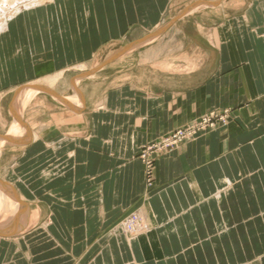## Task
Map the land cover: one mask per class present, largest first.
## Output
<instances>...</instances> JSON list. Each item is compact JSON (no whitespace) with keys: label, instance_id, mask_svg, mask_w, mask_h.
Segmentation results:
<instances>
[{"label":"crops","instance_id":"crops-1","mask_svg":"<svg viewBox=\"0 0 264 264\" xmlns=\"http://www.w3.org/2000/svg\"><path fill=\"white\" fill-rule=\"evenodd\" d=\"M22 9L0 27V88L18 82L0 133L14 141L3 140L0 156L7 147L18 153L14 164L33 159L41 170L33 201L0 175V245L49 215L51 247L65 249L51 257L56 264H255L251 233L264 231V0H48ZM110 64L113 85L87 96L81 81ZM69 70L78 72L63 94L55 87ZM28 86L26 95L45 93L61 108L46 128L24 120L17 100ZM224 110L225 121L158 156L148 187L141 147ZM13 112L28 130L11 134ZM133 211L139 234L112 232Z\"/></svg>","mask_w":264,"mask_h":264},{"label":"rangeland","instance_id":"rangeland-1","mask_svg":"<svg viewBox=\"0 0 264 264\" xmlns=\"http://www.w3.org/2000/svg\"><path fill=\"white\" fill-rule=\"evenodd\" d=\"M45 1H48V0H40V1L39 0H14V1L9 0V2L8 0H0V13L4 9L6 11L3 10V12L6 13V15H8V16L5 15L2 18L1 22L5 26V21L7 19L14 17L17 13H19L21 11V10L19 11V9L21 8L26 9V8L34 6L35 4H38L39 2L41 3ZM9 13L11 14L13 13V15L9 16ZM1 24L0 26H2ZM115 45L118 46L119 44L116 43ZM109 51H110V48H107L106 50H103L100 53H98V55H96L92 59V61H90V64L87 65V68H90V66L101 61ZM11 54H12L11 56L14 55V53H11ZM78 68L83 69L84 67L81 66ZM77 72H78L77 70H69V71L64 72V74H62L63 78L61 80L60 78L62 76L59 78L60 82L55 87V89L63 94L70 93L71 88L69 86V79ZM114 74H115V65L110 64L108 66H105L99 72H96L93 77H90L84 81H81L80 87L86 91L87 96H90L89 94L91 93L90 89H93V91H96L95 96H98L100 90L103 91L109 85H113L114 83L113 81L115 78ZM106 77L107 79H105ZM15 81L16 80L13 81V79H11L10 81H8L7 86L0 88V133H3V129L6 126L5 124L6 123L8 124L10 122L9 116L7 113L8 112L7 107H8L9 98L11 96V90L15 88V86L18 85V82H15ZM34 91L35 90L33 89L32 93L27 94V95H26L27 91L22 93L19 99L20 101L17 100V103H19V105L23 107L22 114L24 116V120L36 122V123H39V125L43 123L42 127L46 128L47 122L50 120V115L54 114L55 112L60 111L61 108L50 96L46 95L45 93H41V92L34 93ZM98 107H99L98 105L94 107L93 106L89 107L88 109H86V113L89 114L93 110L97 111ZM12 123L10 124L8 128L14 125L16 127L14 126L12 132L11 131H8V132L9 133L11 132L12 134L14 133V131H16V133H18L17 131L19 129L21 130V125L20 126L16 125L18 124L16 122H14L13 124ZM156 139H158V137ZM156 139H154L153 141H150L149 143L141 147L138 153V158L141 160L142 164H143V159H142L143 150H146L147 146L153 143L154 141H156ZM48 142H51L50 139H48ZM1 143L2 142L0 141V144ZM162 153L164 152H160V153L156 152L155 155H153L154 169H155L156 160L158 156ZM16 154L18 153L17 152L9 153L7 147L3 148L2 154L0 156V175L6 180H10L14 187L16 188L22 187V192L26 193L27 194L26 196L33 201L34 195L36 192V187L34 184L35 175L37 172L38 174L40 173L39 171L41 170V167H39L40 165L39 166L36 165L33 159L31 162L28 160L21 161L22 159L19 161V159H17L16 164H14L13 161L11 160L17 157ZM143 167H144V164H143ZM44 169L50 172L51 167H49L48 164H46L43 167V170ZM144 172H145V167H144ZM48 174L49 176H51V172ZM145 178H146V174H145ZM23 182H26V184H24ZM37 187L40 189V185H37ZM39 193H41V190L39 191ZM40 196H43L46 198L45 192L42 193ZM134 213L137 214L138 212L133 211L129 213L128 215H126L116 225H114V227L112 228V232L118 231L129 237L135 236L136 234L135 235L127 234L124 231L123 226H122V223L128 217H131V215ZM48 222H49V215L47 216L45 215L41 221V224H39L37 228H34L29 234H27L26 236L22 238L7 240L5 241L4 246L0 245V263L5 262V264L6 263L8 264H35V262L36 263L39 262L38 264H56V262L53 261L51 257L56 256L58 251H59L58 252L59 255L65 256V249H61V248L56 249L54 247H51L50 231L47 229V226L45 225ZM137 234H139V232ZM251 243H252V246H251L252 261H254L255 264H264V257L261 261L257 259L258 257H256L258 256L259 253L264 252V231H260V232L252 231Z\"/></svg>","mask_w":264,"mask_h":264},{"label":"built area","instance_id":"built-area-1","mask_svg":"<svg viewBox=\"0 0 264 264\" xmlns=\"http://www.w3.org/2000/svg\"><path fill=\"white\" fill-rule=\"evenodd\" d=\"M227 110L218 114L209 112L201 116L199 119L188 123L184 126L178 127L156 139L153 143L143 150L142 159L145 167L146 184L151 187L154 182V157L156 152H165L178 147L182 142L193 139L198 133L213 127L216 122L225 121ZM123 229L127 234L137 235L143 229V222L141 216L137 213L128 217L122 223Z\"/></svg>","mask_w":264,"mask_h":264},{"label":"water","instance_id":"water-1","mask_svg":"<svg viewBox=\"0 0 264 264\" xmlns=\"http://www.w3.org/2000/svg\"><path fill=\"white\" fill-rule=\"evenodd\" d=\"M168 25H169V24H168ZM165 26H167V25H165ZM165 26H164V27H165ZM141 42H142V41H136V42H134V43L129 44L128 46H124V47L118 49V50H117L116 52H114L111 56H109L105 61H103V63H101L100 65H98L97 67L93 68V69L90 70V71L83 72V73L77 75L76 78L84 77V76H87V75L93 73L94 71H96V70H97L99 67H101L102 65H105V64L109 63L110 61H112V60H114L116 57H118L120 54L125 53L126 51H128V50H130V49L136 47V46H137L139 43H141ZM32 87H34V88H36V89H41V90L47 91V92H49L53 97H55L57 100H59L62 104L67 105V106L69 105V102L67 101L66 98L60 96L58 93H56V92H55L54 90H52V89H49V88H47V87H45V86H41V85H34V86H32ZM22 89H23V88H19V89H17V90L15 91V93H14V97H16V96L18 95V93H19ZM13 114H14V112H13ZM14 117H15L16 121H18V122L20 123V125H22V127H24L26 130H28L26 124L21 120V118H20L17 114H14ZM0 139H2V140H4V141H8V142H13V141H14L13 138H12V136H10V135H0ZM6 186H7L6 183H4L2 180H0V188L5 189ZM17 203H19V204H23V202H21L20 200H17Z\"/></svg>","mask_w":264,"mask_h":264},{"label":"bare ground","instance_id":"bare-ground-1","mask_svg":"<svg viewBox=\"0 0 264 264\" xmlns=\"http://www.w3.org/2000/svg\"><path fill=\"white\" fill-rule=\"evenodd\" d=\"M14 1V0H13ZM40 1V0H39ZM4 2V1H3ZM8 2H9V0H8ZM11 2V1H10ZM26 2V1H25ZM6 3V2H5ZM40 3V2H39ZM4 4V3H3ZM26 6V5H25ZM10 8V7H9ZM13 8V7H12ZM17 9H19V8H17ZM4 10V9H3ZM3 10H2V12L0 13V24L2 23L1 22V20H2V18L6 15V13H4L3 12ZM13 10H15V9H13ZM4 11H6V10H4ZM9 12V11H8ZM8 14V13H7ZM11 15H13V13L11 14V13H9V16H11ZM6 16H8V15H6ZM2 25V24H1ZM1 27V26H0ZM61 74H62V72H58V73H56V74H54V75H50V76H48L45 80L47 81V83L50 85V84H53V83H55L59 78H60V76H61ZM58 82V81H57ZM48 85V86H49ZM27 89H29V86L23 91V93L25 92V91H27ZM19 124V123H18ZM15 126V125H14ZM14 126H12L13 128H14ZM20 126V125H19ZM16 127V126H15ZM12 128V129H13ZM2 143H4V141L3 140H0ZM12 193V192H11Z\"/></svg>","mask_w":264,"mask_h":264}]
</instances>
